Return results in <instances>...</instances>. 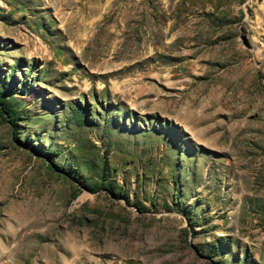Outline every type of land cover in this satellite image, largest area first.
<instances>
[{
  "label": "rangeland",
  "instance_id": "rangeland-1",
  "mask_svg": "<svg viewBox=\"0 0 264 264\" xmlns=\"http://www.w3.org/2000/svg\"><path fill=\"white\" fill-rule=\"evenodd\" d=\"M0 264H264V0H0Z\"/></svg>",
  "mask_w": 264,
  "mask_h": 264
},
{
  "label": "trees",
  "instance_id": "trees-1",
  "mask_svg": "<svg viewBox=\"0 0 264 264\" xmlns=\"http://www.w3.org/2000/svg\"><path fill=\"white\" fill-rule=\"evenodd\" d=\"M5 112H6L7 116L11 115V111H10V109L6 108V109H5Z\"/></svg>",
  "mask_w": 264,
  "mask_h": 264
}]
</instances>
